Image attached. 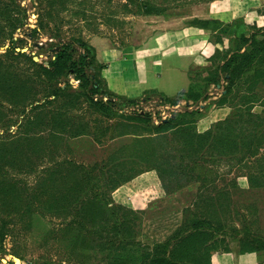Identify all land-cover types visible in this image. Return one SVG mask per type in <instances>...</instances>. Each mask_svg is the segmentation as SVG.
<instances>
[{
  "label": "trees",
  "instance_id": "1",
  "mask_svg": "<svg viewBox=\"0 0 264 264\" xmlns=\"http://www.w3.org/2000/svg\"><path fill=\"white\" fill-rule=\"evenodd\" d=\"M68 1L45 0L46 19L40 17L37 25L39 30L51 25L55 32L49 33V38H60L62 23L57 22L52 10L57 6L64 9L62 6ZM170 1L174 0H125L122 5L126 12L137 15H162ZM4 3L1 9L4 7L6 11L1 10L0 14L6 16L9 29H19L23 24L19 17L24 11L13 0ZM26 18L25 11V23ZM188 25L208 29L217 42L227 38L229 45L210 56L209 67L190 72L185 93L167 97L147 91L143 96L145 99L147 94H157L172 106L184 101L183 112L173 113L167 121L160 120L157 124H150V118L128 116L127 119L149 125L146 126L149 135L135 136L129 144L121 145L92 165L73 158L69 139L90 135L99 143L100 137L109 140L131 134L125 130L113 134L108 132L112 126L107 125L96 131L74 111L83 103L109 120L118 108L141 98L117 96L102 86L94 49L81 37L54 45L47 66L13 46L6 52L25 59V71L10 69L0 61V88L16 93L7 103L9 106L4 107L8 112L25 116L18 125V137H0V164L3 160L26 161V170L38 176L44 172L37 180V188L25 194L26 207L39 202L53 215L73 212L72 218L62 222L65 226L57 239L70 257L78 261L84 263V256L98 247L99 255L104 256L103 264H211V254L231 249L230 239L236 241L238 250L264 252V236L251 231L246 223L238 228L225 222L237 204L231 199L232 190L237 188L236 177L245 176L251 189L264 187V25L250 26L237 36L234 22L197 17ZM28 38L34 40V33L28 34ZM73 43L83 52H77ZM222 81L223 93L212 98L209 88L221 86ZM98 94L107 95V100L97 98ZM205 101L208 103L198 108ZM1 104L0 128L8 131L15 120ZM210 105H226L230 112L207 130L197 132L195 115L201 117L200 112ZM192 106L197 108L189 110ZM41 160L48 162L43 169H39ZM224 163H232L236 170L234 177L227 178L219 172V165ZM145 170L155 171L165 195L197 184L193 205L181 210L180 224L161 241L141 235L144 211L133 210L112 198L119 185ZM42 194H46L44 200ZM5 198L7 195L0 199ZM64 201H67L61 207L64 210L56 214ZM6 225V221L0 224V244L7 234ZM46 233L47 238H55L52 230ZM142 236L149 241L142 240Z\"/></svg>",
  "mask_w": 264,
  "mask_h": 264
},
{
  "label": "rangeland",
  "instance_id": "2",
  "mask_svg": "<svg viewBox=\"0 0 264 264\" xmlns=\"http://www.w3.org/2000/svg\"><path fill=\"white\" fill-rule=\"evenodd\" d=\"M7 1L8 0H0V11H6L3 9L4 7L1 9V6H4V2ZM13 1L24 11V15L21 14L19 17L23 24L19 29L12 31L7 25L6 16L0 14V61L8 66V68L21 72H24L26 68L25 59L22 57L15 58V55L7 54L6 50L10 48V46L17 49L27 48L28 50L24 52H28L29 55H38L40 57V62L43 63L53 55L54 52L51 49L54 48V45L72 42L76 37H81L87 41L88 36L99 35L108 37L114 43L121 46L126 44H138L142 42L155 27L165 24L167 21L171 22L177 20L181 21L182 24L188 25L190 20L197 18L196 16L205 14L209 2L204 0H174L168 3L167 9L162 15H137L132 12H126L122 5L125 0H85L84 3H81L82 0H70L65 6H62L65 7L64 9L57 6V9L52 10V14L57 22H62L59 30L60 38L57 39L49 38L48 36L49 33L55 32L51 25L48 28L45 27L43 30L38 29L37 23L40 17L43 20L46 19L44 18V7L47 5L45 0ZM59 1L60 0H56V2ZM159 1L161 0H157V2ZM25 11L27 16L26 23ZM31 32L34 33V40L28 38V34H31ZM33 43H43L45 46L43 48H37ZM73 46L76 47L77 52H83V49L79 48L77 43H73ZM199 69H205L204 65L197 67L195 70ZM69 77L72 78V75H69ZM73 84H75V82ZM224 85L222 81L221 86H211L209 88L212 98H216L220 93H223ZM0 92L1 105L7 108L9 106L7 103H10L9 100H11L16 93L5 87H1ZM97 98L106 101L107 95L98 94ZM21 100L23 103L25 102V92ZM112 100L120 103L117 98H112ZM207 103L208 101L200 102V104ZM184 104V101H180L179 104L172 106L167 104L166 101H162L157 94H147L145 95V99L143 97L141 100L122 106L121 109L118 108L114 116L109 120L100 116L99 113L92 111V109L87 108V105L83 103L80 109L74 111V113L80 115L81 119L91 124L92 128L94 127L96 131H100L106 125L112 126L108 132H112L113 134H116L118 130H125L131 134V137L123 138L128 142L126 144H129L135 136H148L149 130L146 126L149 125H145L136 120L127 119L128 116H139V118L141 116L143 120L150 118V124H157L162 119L170 118L173 113L183 112L185 110ZM199 106L198 108H200ZM5 107L4 111H6ZM196 108L197 107L192 106L188 109L194 110ZM212 109L213 106L210 105L205 110H202L200 114L203 116ZM256 109H259V107H256ZM27 110L28 108L26 111ZM6 112L15 120V124L12 125L8 131L0 128V137H18L20 135L19 130L17 131L18 125L22 120H25V116L24 114ZM195 116L197 117L195 120L200 118L197 115ZM8 134L10 135L8 136ZM100 140V145L95 146L93 142L88 141L87 138L73 141L69 139V144L70 146L72 145L73 158L78 162L92 165L94 162H99L105 158L109 150H113L117 146L112 142L107 145L105 137H100ZM43 160H41V167H39V169H43L48 163L47 161L43 162ZM3 162L4 163L0 164V198L4 195H7V198L3 199V201L0 199V224L6 221L8 230L3 242L0 244V264H103L104 256L99 255L101 250H99L98 247H94L89 252L87 251L88 254L84 256L85 261L83 263V261H78V259L70 257L62 241L57 239L61 236L65 223L73 217V212H66L64 215H53L45 210L47 207L46 205L39 202H35L33 204L34 207H26L27 199H25V196L27 195L25 194L37 188L39 184L37 180L40 179V176L43 175L44 172L38 176L34 172L26 170V161L3 160ZM218 169L219 172L226 174L227 178L234 177L236 173L232 163L220 164ZM238 177H236V179ZM40 183L44 185L43 181ZM57 192L61 193L58 188ZM189 194L191 193L185 191V194L178 193L153 202V206H149V208L144 211L141 235L145 234L143 233V224H145V227L151 225L152 222L150 220L152 218L156 220L162 217V215L165 217L173 216L175 211H167V209L169 205L176 200L182 199L186 204H189L186 206L193 205V198L191 199ZM40 197L44 200L46 194H42ZM70 199L72 200L73 197ZM231 199L237 204L234 206L235 211L229 212L226 216V224L242 228V224L246 223L249 225L251 231H256L258 234L264 236V187L251 189L248 186L247 180L239 179L237 188L232 190ZM66 204L67 201L62 202L60 208ZM253 207H255L256 211ZM30 208L33 209V212H31ZM63 210L64 208H61L56 214ZM63 221L65 223H62ZM48 229L54 232L55 238H47L46 231ZM226 230V236H229V228L226 227ZM52 235L53 233L51 236ZM139 237L140 236H138V238ZM143 239L145 240V237L143 238L142 236V240ZM230 240V248L237 249L236 241ZM145 241L147 242L149 240ZM83 254H86V252ZM82 259L83 257L80 258V260ZM1 260L3 261L1 262ZM16 260H18V262L15 263Z\"/></svg>",
  "mask_w": 264,
  "mask_h": 264
},
{
  "label": "crops",
  "instance_id": "3",
  "mask_svg": "<svg viewBox=\"0 0 264 264\" xmlns=\"http://www.w3.org/2000/svg\"><path fill=\"white\" fill-rule=\"evenodd\" d=\"M196 17L234 22V35L237 36L248 31L250 26L264 25V0H212L207 4L205 14ZM87 38V42L94 49L95 60L99 66L98 78L102 86L117 96L141 99L147 91H155L167 97L185 93L190 84V72L203 65L205 68L209 67L210 56L228 46L227 38L217 42L208 29L182 24L177 20L155 27L138 44L121 46L108 37L99 35ZM205 75L204 71L203 76ZM202 106L200 104V109ZM229 112L230 108L226 105L213 106L209 113L196 120V131L207 130L213 122L225 118ZM125 137L131 136L122 135L107 140V145L110 142L117 145L107 154L128 143L123 139ZM86 138L95 146L100 145L90 135L71 139L73 141ZM239 179L247 180L245 176H240L236 179L237 183ZM196 188L197 184L192 183L165 195L155 171L145 170L119 185L112 192V198L116 203L133 210L145 211L153 202L170 195L185 194V191L191 193L189 195L192 199ZM173 203L167 209L175 211L173 216L162 215L156 220L152 218L151 225L147 227L143 224V233L150 240H163L180 224L181 210L189 204L182 199ZM210 261L211 264H264V252L238 249L217 251L211 254Z\"/></svg>",
  "mask_w": 264,
  "mask_h": 264
},
{
  "label": "water",
  "instance_id": "4",
  "mask_svg": "<svg viewBox=\"0 0 264 264\" xmlns=\"http://www.w3.org/2000/svg\"><path fill=\"white\" fill-rule=\"evenodd\" d=\"M34 44V46H36L37 48H41V47H43L44 45H43V43H33ZM55 49H57V48H55ZM18 51H21V52H24V51H26L27 50V48H21V49H17ZM32 59L34 60V61H40V57L39 56H36V55H32ZM43 64L45 65V66H47L48 65V62L47 61H44L43 62ZM165 121H167V119H163L162 120V122H165ZM3 260H1V262H2ZM16 262H18V260H16L15 261V263Z\"/></svg>",
  "mask_w": 264,
  "mask_h": 264
}]
</instances>
